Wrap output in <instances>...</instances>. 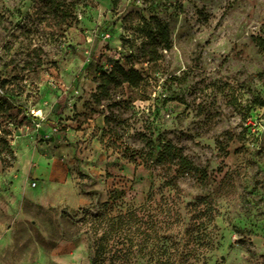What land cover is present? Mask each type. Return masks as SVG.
Returning a JSON list of instances; mask_svg holds the SVG:
<instances>
[{
    "label": "rangeland",
    "instance_id": "374dc122",
    "mask_svg": "<svg viewBox=\"0 0 264 264\" xmlns=\"http://www.w3.org/2000/svg\"><path fill=\"white\" fill-rule=\"evenodd\" d=\"M114 187L264 264V0H0V264H93L70 217Z\"/></svg>",
    "mask_w": 264,
    "mask_h": 264
},
{
    "label": "trees",
    "instance_id": "16d2710c",
    "mask_svg": "<svg viewBox=\"0 0 264 264\" xmlns=\"http://www.w3.org/2000/svg\"><path fill=\"white\" fill-rule=\"evenodd\" d=\"M136 74L135 70H126L116 64L108 77L114 78L120 86L125 83L134 85ZM98 102L101 104V100ZM106 120H109L108 116ZM175 148L168 144L167 150L174 155ZM180 157L182 165H190L185 156ZM125 194L123 188L114 187L109 190L104 203L80 208L70 217L75 224L88 222L85 235L93 253L92 263L135 264L141 258H148L156 264H194L189 252L181 251L180 232L172 234L173 227H177L181 220L175 204L170 203L165 209L163 206L154 208L148 197L146 203L136 205L126 202ZM153 209L158 214L153 213ZM163 225H166L165 230ZM170 230L172 232L168 234ZM195 237L199 239V236Z\"/></svg>",
    "mask_w": 264,
    "mask_h": 264
}]
</instances>
